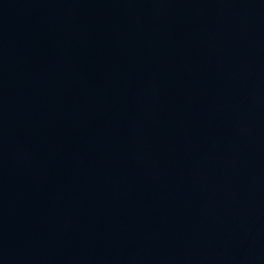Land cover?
<instances>
[{
  "label": "water",
  "instance_id": "1",
  "mask_svg": "<svg viewBox=\"0 0 264 264\" xmlns=\"http://www.w3.org/2000/svg\"><path fill=\"white\" fill-rule=\"evenodd\" d=\"M0 264H264V0H0Z\"/></svg>",
  "mask_w": 264,
  "mask_h": 264
}]
</instances>
